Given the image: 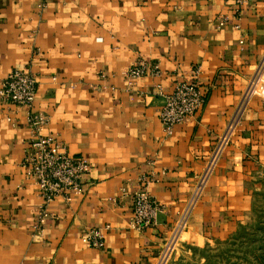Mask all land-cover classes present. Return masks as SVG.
<instances>
[{
	"label": "crops",
	"instance_id": "1",
	"mask_svg": "<svg viewBox=\"0 0 264 264\" xmlns=\"http://www.w3.org/2000/svg\"><path fill=\"white\" fill-rule=\"evenodd\" d=\"M263 57L264 0H0V84L29 69L33 110L49 119L42 133L92 168L85 194L51 203L36 234L42 199L22 166L29 111L0 105V264H157ZM143 61L162 75L129 84L125 73ZM177 81H196L207 103L167 136L159 89ZM240 115L195 204L185 234L194 246L246 217L249 182L264 170V97ZM143 175L156 178L149 192L163 212L137 231ZM89 229L104 249L83 241Z\"/></svg>",
	"mask_w": 264,
	"mask_h": 264
},
{
	"label": "built area",
	"instance_id": "2",
	"mask_svg": "<svg viewBox=\"0 0 264 264\" xmlns=\"http://www.w3.org/2000/svg\"><path fill=\"white\" fill-rule=\"evenodd\" d=\"M224 25V21L219 24L220 27ZM198 72L195 70V76L198 75ZM161 75L162 70L159 64L143 61L125 73V78L129 84H132L134 80L145 76L158 77ZM261 83H264V57L242 98L236 118L231 122L226 134L221 139L187 208L180 215L174 231L178 232L188 220V215L190 212L192 213L207 179L221 156V152L230 141L239 122L241 111L256 95V91L262 88ZM37 90V78L27 68L12 70L0 84V105L27 108L29 111L27 123L31 134L22 166L26 170L27 176L35 182L42 199V205L33 225L35 233L41 234L47 220L50 219L47 207L57 199L66 197L70 192L84 195L86 191L84 177L91 172L92 168L85 158L70 155L67 147L61 141L42 133L49 119L33 110ZM159 90L163 100L159 118L167 136H172L179 125L195 116L207 103V98L200 92L196 81H177L169 93L163 92L161 87ZM155 179L153 175H143L139 179V189L134 196L133 215L130 220L131 228L134 230L142 231L156 225L160 214L163 212L162 205L149 192ZM83 241L95 249L102 250L105 248L104 237L98 229L87 230L83 235ZM164 258L161 254L157 264H164Z\"/></svg>",
	"mask_w": 264,
	"mask_h": 264
},
{
	"label": "rangeland",
	"instance_id": "3",
	"mask_svg": "<svg viewBox=\"0 0 264 264\" xmlns=\"http://www.w3.org/2000/svg\"><path fill=\"white\" fill-rule=\"evenodd\" d=\"M254 96L264 97V83ZM249 206L247 215L225 235L201 239L198 246L186 241L190 228L188 220L178 231H174L162 247L164 264H264V170L249 182Z\"/></svg>",
	"mask_w": 264,
	"mask_h": 264
}]
</instances>
